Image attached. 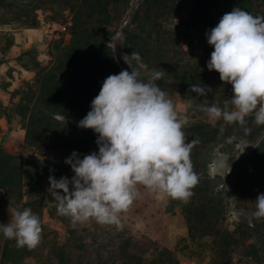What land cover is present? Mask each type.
I'll list each match as a JSON object with an SVG mask.
<instances>
[{"label": "trees", "instance_id": "1", "mask_svg": "<svg viewBox=\"0 0 264 264\" xmlns=\"http://www.w3.org/2000/svg\"><path fill=\"white\" fill-rule=\"evenodd\" d=\"M113 1L117 0H74L71 4L64 0V6L71 12L70 24L67 26L70 35L68 42L59 48L53 62L37 69L32 84H27L18 92L15 108L24 131L22 142L29 153L20 157L0 150V187H7L8 191L13 190L16 193V198H4L14 211L30 208L41 219L42 180L48 179L50 175L57 180L62 176L71 179L74 172L71 166L65 163V159L73 151L82 159L84 155L99 150L96 143L98 133L77 125L91 110V101L99 94L103 81L109 75L118 74L123 70L108 45V33L104 28L105 15ZM177 1L179 0H142L138 11L136 10L132 16V21L138 20L139 32L143 31L145 25L143 21L150 22L152 24L150 29L157 27L158 31L151 33L146 30L145 35L140 36L138 32L123 30L127 33L126 41L140 40L143 55L147 56L150 62L148 66L168 72L169 75L165 74L166 77L176 84L183 83L182 78L174 72L181 71L177 69L180 65L189 75L187 80L202 74V77L194 82L208 89L206 97L199 96L195 100L192 98L188 100L183 96L187 91L184 83L179 90L180 95L186 100L187 112L192 117L204 113L199 106L205 103L209 105L216 103L223 109L226 101L231 99L234 93L229 83L220 80L217 71H210L207 66V70H203L200 61L193 63L194 67L187 70L182 58L178 61L176 59L180 65L174 68L170 57L176 58L178 53L184 54L179 50L177 53L173 51L166 61L162 60L166 52L169 54L170 48L166 49L160 43L159 30L165 33L169 31L161 28L156 18L169 14ZM213 1L198 0L191 7L190 15L199 19L203 11L213 5ZM223 1L229 4L231 9L236 7L249 9L253 2V0ZM0 2L3 4V0ZM28 3L14 7L11 1L1 4V7L15 13L16 21H21L26 27L36 28L38 22L34 9L38 7L37 0H28ZM0 37H3V41L0 42V54H4L13 44V36L9 32L0 31ZM54 47L58 48L56 44ZM207 75L212 78L207 80L205 78ZM156 83L158 84V81ZM228 107L231 109L230 104ZM201 125L204 124H192L191 127ZM199 136L201 138L202 132L194 131L190 138L197 142ZM198 143V146H201V140ZM194 154L195 150L192 148L191 160L194 171L199 176V183L192 189L193 195L187 203L167 196L164 205L166 211H172L174 206H179L185 223L186 236L179 238L175 246L178 249H186L187 253L196 254L199 251L191 248V245L207 238L208 242L205 244L209 254L208 264H231L230 244L237 239H247L253 233L259 235L261 242L264 243V224H261L262 228L259 229L261 226H258L252 217L249 221H236L231 230L223 227L226 201L223 191L218 187V178L208 172L198 173ZM228 177L231 179L234 200H238L239 196L247 191L251 194L264 193V133L241 159L229 167ZM127 246L129 245L126 240L118 246L120 264H176L174 253L167 248L159 249L147 261L146 258L129 252ZM40 249V246L31 250L27 247L17 248L16 245L5 241L1 257L7 264H20L24 257H33ZM55 258L59 264H67L62 252H55Z\"/></svg>", "mask_w": 264, "mask_h": 264}, {"label": "rangeland", "instance_id": "2", "mask_svg": "<svg viewBox=\"0 0 264 264\" xmlns=\"http://www.w3.org/2000/svg\"><path fill=\"white\" fill-rule=\"evenodd\" d=\"M11 1L14 7L29 4L28 0H3V4ZM68 1L71 4L74 0ZM197 1L179 0L169 14L156 18L160 27L169 31L165 33L159 30L160 43L166 49L170 48L168 49L170 50L169 54L166 52L162 60L166 61L169 59V55L173 54V51L177 53L179 50L184 53L182 55L178 53L176 58L170 57L174 68H177L176 65H180L177 61L182 58V63L187 70L193 68V63H196V61H200L201 68L207 70V61L210 59V54L214 48L208 44L205 34L219 23L225 13L233 10L225 1L214 0L213 5L207 7L203 11L202 16L196 19L190 15V9ZM141 2L142 0L113 1L105 15L104 28L108 33V45L111 47L122 69H126L129 72H131V68L123 59L125 54L131 55L132 52H138L147 66L150 62L148 57L143 55L140 40L135 39L132 42H127V33L123 30L138 32L140 36H144L146 30L151 33L158 31L157 27L150 29V26H152L150 22L143 21L145 24L143 31L139 32L138 20L132 21V16L136 10L138 11ZM1 4L2 2H0V31L11 33L13 39L15 34L23 36L26 33H34L32 30H26L33 28L26 27L21 21H16L14 19L15 13L2 8L3 4ZM37 4L38 7L34 9L38 22L36 28L45 29V33H57L56 38L49 39V37H46L48 41L46 47L42 46L38 50L32 48L33 53L44 54V57H41L45 61L43 62V67L54 61L59 48L66 44L70 37L67 28L65 29L66 32L60 31L57 27L53 29L52 24L63 23L66 19H69L71 12L67 6H64V0H37ZM244 10L253 16H264V0H253L251 7ZM138 13L140 14L141 10ZM2 41L3 37H0V42ZM54 44L58 48H55ZM4 54H0V150L14 156L24 157L29 153V150L26 151L23 142L18 138L20 137L19 131L23 128L15 105L19 96L18 92L27 84H22L23 86L20 85L18 87V83L12 89L8 88L9 81L6 78L12 72L10 65H7V63L2 64L6 61L3 58ZM26 56L27 62H31L34 67L39 64H33V62H36L33 61L35 58L34 54H27ZM129 59L132 67L136 68V61L131 60L130 57ZM180 68H182L181 65ZM180 68L177 69L181 71L174 72L182 78V82L186 85L187 91L183 96L188 100L190 98L195 100L199 96L195 92L190 91V85L197 84L194 80L202 77V74L190 77L187 80L188 73L185 69ZM151 70L156 69L149 65L148 71ZM164 73L169 75L168 72ZM141 78L145 81L149 78L144 70H141ZM205 78L209 80L212 77L207 75ZM183 83L176 84L166 75H164L163 79L158 80L159 87L165 91L167 98L173 102L178 116L181 117L186 142H195L192 148L195 150L193 156L196 161V171L198 173L201 171L208 172L218 178V187L223 191L226 201V212L222 220V226L231 230L236 221H249L253 217L254 222L261 226L259 227L261 229V224H264V218L256 219L252 215L256 210L255 200L260 193L243 192L238 200H234L231 193V179L228 174L229 167L236 160L241 159L261 139L264 133V126H258L252 118H247L246 127L251 129V131L246 134L239 124H227L222 118L213 126L209 122V117L206 113L192 117L187 112L185 98L179 92L180 88L184 86ZM216 83L214 80V84ZM229 85V87L232 86L231 84ZM184 117L187 118L186 123L183 121ZM198 123H203L204 125L191 127L192 124ZM194 131L202 132V136L201 138L199 136L197 142L190 138ZM200 140L201 146H198V141ZM218 160L225 161L227 166L217 172L215 166ZM48 187L49 180H42L41 196L43 197V207L40 219L42 239L38 245L41 249L33 257H24L20 264H59L55 258V252L58 251L62 252L67 264H120L117 255L118 246L125 240L128 242L129 246H127V249L129 252L138 254L146 258L147 261L159 249L167 248L174 253L176 264H208L209 262L206 246L207 238L198 240L191 245V248L199 251L196 254L187 253L186 249L176 248L177 240L186 236L185 223L179 206H174L172 211L164 209L167 195L159 191H149L144 186L138 185L140 196L134 200L127 211L120 214L123 229L118 230L115 225H101L94 219L84 223L73 224L70 217L58 213L57 201L48 192ZM69 187L71 188V185ZM7 189V187H0V224L9 223L11 220L10 212L14 211L13 207L4 201V198L13 199L17 195L13 190L8 191ZM261 236L263 238V235ZM68 238L71 240L70 243H68ZM5 241L10 242L11 245H16L14 239H5L2 232H0V264H7L1 257L2 246ZM230 253L232 256L231 264H264V243L261 242V237L256 233H253L247 239H237V241L231 243Z\"/></svg>", "mask_w": 264, "mask_h": 264}, {"label": "clouds", "instance_id": "3", "mask_svg": "<svg viewBox=\"0 0 264 264\" xmlns=\"http://www.w3.org/2000/svg\"><path fill=\"white\" fill-rule=\"evenodd\" d=\"M205 35L214 48L207 68L231 84L234 94L223 109L205 103L200 110L213 126L221 118L227 124H239L246 134L251 131L247 118L264 126V16L236 7ZM129 57L136 61V68ZM123 59L131 72L125 69L109 75L91 101V110L77 125L98 133V152L81 159L73 151L65 163L74 176L48 178V192L57 201L58 213L70 217L73 224L94 219L122 230L120 214L140 196L138 185L187 203L199 183L191 160L195 142H186L181 117L156 83L164 78V71H148L138 52L125 54ZM141 70L147 72V81L141 78ZM190 91L208 94L198 84L190 85ZM226 166L218 160L215 168L218 172ZM255 207L252 215L264 218V193L258 194ZM10 214V222L0 224L4 238L14 239L17 248L35 249L42 239L39 217L30 208Z\"/></svg>", "mask_w": 264, "mask_h": 264}, {"label": "crops", "instance_id": "4", "mask_svg": "<svg viewBox=\"0 0 264 264\" xmlns=\"http://www.w3.org/2000/svg\"><path fill=\"white\" fill-rule=\"evenodd\" d=\"M53 29H55L56 24H52ZM52 29V30H53ZM25 30V29H24ZM26 30H32L33 34H23L21 35H14L13 44L8 49V51L4 54L3 58L6 60L2 64L7 63V65L11 66V72L12 76L9 75L6 79L9 81L8 88L12 89L14 85L18 84V87L22 84H30L33 82V79L35 77V74L37 72V69L43 64V61L41 57H44V54H36L32 52V48L34 49H41L42 46L46 47L48 44V41L46 40V37H49V39H53L57 37L56 32L51 33H45V29H39V28H33V29H26ZM21 31V30H19ZM47 31V29H46ZM54 31V30H53ZM24 33V32H19ZM43 42V43H42ZM43 44V45H42ZM27 54H34L35 58L33 61L34 65L36 63H39L37 66H33L31 62H27ZM48 56V55H47ZM29 60L32 61L31 58ZM2 68V67H1ZM16 87V88H18ZM20 137L19 140L22 141L23 138V129H20L19 131ZM12 142V141H11Z\"/></svg>", "mask_w": 264, "mask_h": 264}, {"label": "built area", "instance_id": "5", "mask_svg": "<svg viewBox=\"0 0 264 264\" xmlns=\"http://www.w3.org/2000/svg\"><path fill=\"white\" fill-rule=\"evenodd\" d=\"M69 24H70L69 19H67V20H66L65 22H63V23L56 24V27H57L58 30L66 32L65 29L67 28V26H68ZM58 30H57V31H58Z\"/></svg>", "mask_w": 264, "mask_h": 264}]
</instances>
